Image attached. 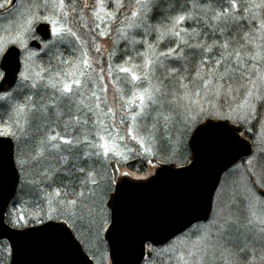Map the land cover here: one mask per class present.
I'll return each instance as SVG.
<instances>
[{"label":"snow or ice","instance_id":"snow-or-ice-1","mask_svg":"<svg viewBox=\"0 0 264 264\" xmlns=\"http://www.w3.org/2000/svg\"><path fill=\"white\" fill-rule=\"evenodd\" d=\"M0 264H264V0H0Z\"/></svg>","mask_w":264,"mask_h":264},{"label":"water","instance_id":"water-1","mask_svg":"<svg viewBox=\"0 0 264 264\" xmlns=\"http://www.w3.org/2000/svg\"><path fill=\"white\" fill-rule=\"evenodd\" d=\"M133 182L135 183V181H133ZM166 187H167L166 185L154 186L153 188L146 190L143 193V196L145 199H153V198L157 197L162 191L166 190ZM32 258H37V255L35 253L30 252V253L20 257L19 259L20 260H26V259H32ZM122 259H127V257L122 256Z\"/></svg>","mask_w":264,"mask_h":264}]
</instances>
